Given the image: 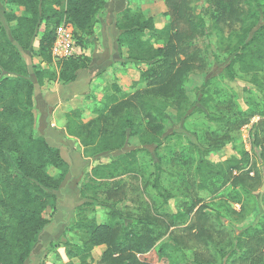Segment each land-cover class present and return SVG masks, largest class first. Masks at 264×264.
<instances>
[{
  "label": "rangeland",
  "instance_id": "1",
  "mask_svg": "<svg viewBox=\"0 0 264 264\" xmlns=\"http://www.w3.org/2000/svg\"><path fill=\"white\" fill-rule=\"evenodd\" d=\"M192 7L205 23L196 41L202 63L182 80L183 94L174 96L182 98L171 99L152 93L146 80L137 87L132 86L148 65L126 61L123 52L115 51L112 56L110 43L107 44L109 61L103 57L102 50L106 48L102 36L109 39L108 43L114 39V34L102 31V10L96 16L92 34L73 37V54L89 56V67L78 72V79L71 84L53 80L36 87L35 129L59 149L66 165L63 169L47 168L50 174L61 173L63 179L46 209L47 222L32 243L26 264H115L102 262L104 246L93 248L82 262L67 254L68 249L82 245L84 233L75 227L79 219L88 216L107 222L111 211L117 213L120 241L141 261L220 264L222 255L235 247L236 253L229 264H264V233L261 240L252 238L254 231L264 229L261 92L247 78L238 76L230 81L220 76L232 59L228 52L230 40L226 38L233 30H238L240 24H221V31H217L213 27L216 12L211 0H193ZM248 9L259 17L258 25L264 23V0H249ZM150 12L160 15L157 8ZM26 13V8L13 0H0V17L9 38L12 39L16 21L7 17ZM43 31L45 26L40 24L31 48L23 50L22 57L28 65L39 63L57 74L61 61L51 56L47 63L38 54ZM104 65H109L107 71ZM258 77L264 81V71L258 73ZM115 80L125 91L137 95L127 110L133 115L139 133L158 132L160 143L143 146L138 153L137 166L129 172L95 180L91 176L92 167L130 150L135 141L121 151L89 155L79 138L66 134L64 113L80 109L79 119L90 120L75 127L81 136L87 135L90 129L100 135L110 133L116 116L109 111L95 118L93 110L101 107L103 94L111 91L110 85ZM151 96L158 99L154 102L161 114L150 112V119L140 103ZM44 103L45 114L42 112ZM209 113L218 118L209 120ZM191 145L218 147L207 155L213 163L230 158L242 163L213 177L205 188L199 189L195 173L197 158L194 152L192 154ZM157 163L162 169L160 183L172 195L168 202L152 188ZM175 213L186 215L184 221L174 218ZM237 235H241L240 244L236 241ZM148 244L150 248L139 253L138 249ZM245 250L248 252L243 255Z\"/></svg>",
  "mask_w": 264,
  "mask_h": 264
},
{
  "label": "trees",
  "instance_id": "2",
  "mask_svg": "<svg viewBox=\"0 0 264 264\" xmlns=\"http://www.w3.org/2000/svg\"><path fill=\"white\" fill-rule=\"evenodd\" d=\"M26 8L22 16H8L15 20L12 39L8 37L0 17V264H26L31 254L32 243L46 224L45 212L55 198L63 175L50 174L48 167L63 169L66 165L58 148L52 146L46 137L35 129L36 87L45 81L58 80L70 83L77 79L78 72L90 65L87 55H74L61 61L56 74L39 63L28 65L22 57V51L31 48V41L36 37L40 24L45 31L38 41V54L42 61L50 62V49L55 37V28L62 21L73 27L75 35L92 34L96 16L103 9L104 0H13ZM193 0H164L170 20L158 28L154 17L147 16L140 8L126 6L116 16L115 28L118 31L116 44L119 53L135 64L148 67L141 72L132 86L146 80L152 87V93L162 94L171 99H180L183 90L182 80L192 69H199L202 63L196 41L202 34L204 20L195 15ZM216 12L213 27L221 31V24L227 26L239 23L240 28L228 34L230 40L228 52L231 60L220 72V76L230 81L236 77L247 78L261 92L262 112L264 117V81L258 73L264 71V23L259 24V17L249 11V0H211ZM220 36H222L220 32ZM111 91L103 94L101 107L93 110L96 117L111 111L116 116L113 128L108 134H98L90 129L85 136L78 134L76 126H83L79 118L81 110L73 109L65 113V130L70 136L79 138L80 144L89 155L103 152L121 151L126 145L133 148L106 163H100L91 169L95 180H106L112 174L129 172L138 164V156L143 146L156 144L157 133L141 135L128 109L137 99L136 93L125 91L115 80L110 85ZM173 97V98H172ZM155 96L144 98L140 107L150 112L161 114L155 105ZM209 120L218 118L213 113ZM160 143V141H159ZM195 153V173L197 187L203 189L213 177L223 175L228 169L239 167L242 161L226 159L220 163L208 160L209 152L218 147H199L191 145ZM162 169L157 163L153 172L152 188L168 202L171 194L160 183ZM120 182V181H119ZM117 188V187H116ZM117 213L109 212L107 222H98L94 217L83 216L75 223L84 233L82 245H75L67 254L84 261L95 247L104 246L102 262L115 264H150L141 261L136 254L128 252L129 247L120 241V227L116 223ZM184 214L175 213L174 218L184 221ZM264 229L254 231L252 238L261 240ZM238 243L241 235L236 236ZM240 244V243H239ZM138 249L139 253L150 248ZM245 250L243 255H246ZM236 253L235 247L222 255L220 264H229ZM193 264H202L193 261Z\"/></svg>",
  "mask_w": 264,
  "mask_h": 264
},
{
  "label": "crops",
  "instance_id": "3",
  "mask_svg": "<svg viewBox=\"0 0 264 264\" xmlns=\"http://www.w3.org/2000/svg\"><path fill=\"white\" fill-rule=\"evenodd\" d=\"M104 1H105V4H104V7L102 9V21H101L102 31H104L106 33H108L110 31V32H112V34H114V39H110V42H108V43L106 40H109V39H105V36H102V44L106 48V49L104 48L105 50H102V53H104L103 57L108 59V61L110 59L109 58L110 53H108L109 50L107 49V46H108L107 44L110 43V47H112V56L115 55V51L119 52L118 46L116 44V38H117L118 31L115 28V20H116L117 14L126 6H130L131 8H140L145 15L154 17L155 25L158 28H161L162 26L167 24L170 20V18L167 15H165L166 6L164 3V0H104ZM156 8L160 12L159 17L155 13L150 12ZM113 47H114V49H113ZM124 56H126L125 53H124ZM126 61H128V60H126ZM128 62H131V61H128ZM104 69H105V71H107L109 69V65L108 66L104 65ZM79 75H80V73L78 74L77 79H78ZM56 81H58V80H56ZM75 81H73V82H75ZM73 82H70V84ZM64 84H69V83H64ZM68 87L71 88L70 85ZM35 98H36V96H35ZM43 105H45V103L42 104V112L45 114L46 111L44 112L45 107H43ZM35 108H36V106H35ZM34 115H35V109H34ZM65 123H66V117H65V113H64V121H63L64 128H65Z\"/></svg>",
  "mask_w": 264,
  "mask_h": 264
},
{
  "label": "built area",
  "instance_id": "4",
  "mask_svg": "<svg viewBox=\"0 0 264 264\" xmlns=\"http://www.w3.org/2000/svg\"><path fill=\"white\" fill-rule=\"evenodd\" d=\"M74 53L73 27L71 24L62 21L55 28V37L51 46V56L59 61L71 56Z\"/></svg>",
  "mask_w": 264,
  "mask_h": 264
},
{
  "label": "water",
  "instance_id": "5",
  "mask_svg": "<svg viewBox=\"0 0 264 264\" xmlns=\"http://www.w3.org/2000/svg\"><path fill=\"white\" fill-rule=\"evenodd\" d=\"M262 190H264V183H263V185H262V188H261Z\"/></svg>",
  "mask_w": 264,
  "mask_h": 264
}]
</instances>
